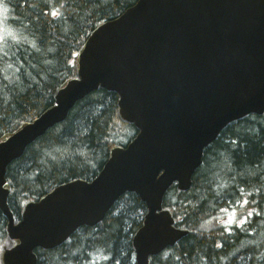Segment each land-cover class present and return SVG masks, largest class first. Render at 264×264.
I'll use <instances>...</instances> for the list:
<instances>
[{"label":"water","instance_id":"water-1","mask_svg":"<svg viewBox=\"0 0 264 264\" xmlns=\"http://www.w3.org/2000/svg\"><path fill=\"white\" fill-rule=\"evenodd\" d=\"M99 87L118 94L120 118L138 132L111 148L92 179L57 184L27 201L16 221L7 165ZM251 113H264V0H135L90 32L77 76L57 89L54 103L1 137L0 211L14 242L2 249V264H36L35 248L96 225L125 192L146 205L132 245L133 264H149L188 232L163 207L167 189L174 182L188 189L204 148Z\"/></svg>","mask_w":264,"mask_h":264},{"label":"trees","instance_id":"trees-1","mask_svg":"<svg viewBox=\"0 0 264 264\" xmlns=\"http://www.w3.org/2000/svg\"><path fill=\"white\" fill-rule=\"evenodd\" d=\"M1 1L9 8L6 25L25 39L15 43L4 34L0 139L54 103L57 89L77 76V55L90 32L135 0ZM137 131L120 118L115 91L99 87L75 102L63 121L7 165V202L15 220L27 201L57 184L92 179L111 148L125 145ZM163 207L188 232L150 256L149 264H264V113L225 125L204 148L190 187L172 184ZM146 210L136 193L125 192L96 225L78 227L51 249L35 248L36 264H133L132 236ZM223 212L235 221L227 222V214L219 221ZM6 223L0 211V254L14 243Z\"/></svg>","mask_w":264,"mask_h":264},{"label":"rangeland","instance_id":"rangeland-1","mask_svg":"<svg viewBox=\"0 0 264 264\" xmlns=\"http://www.w3.org/2000/svg\"><path fill=\"white\" fill-rule=\"evenodd\" d=\"M8 7L0 0V51L2 53L6 52V47L4 46V34L8 33L9 34V40H14L15 43H20L21 41L24 42V35L23 36H19L17 34V29H13L12 27L6 25L7 19H8ZM6 35V34H5ZM9 41H7L8 44ZM224 213V212H223ZM222 213V217L219 219V221L224 222L225 221V216L227 214V218L226 221L230 222V221H235L234 216L231 212H226L223 215Z\"/></svg>","mask_w":264,"mask_h":264},{"label":"flooded vegetation","instance_id":"flooded-vegetation-1","mask_svg":"<svg viewBox=\"0 0 264 264\" xmlns=\"http://www.w3.org/2000/svg\"><path fill=\"white\" fill-rule=\"evenodd\" d=\"M20 217H21V215H20Z\"/></svg>","mask_w":264,"mask_h":264}]
</instances>
